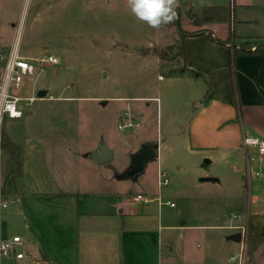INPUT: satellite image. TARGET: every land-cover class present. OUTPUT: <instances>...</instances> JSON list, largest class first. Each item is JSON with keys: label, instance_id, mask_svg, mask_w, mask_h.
I'll list each match as a JSON object with an SVG mask.
<instances>
[{"label": "rangeland", "instance_id": "obj_1", "mask_svg": "<svg viewBox=\"0 0 264 264\" xmlns=\"http://www.w3.org/2000/svg\"><path fill=\"white\" fill-rule=\"evenodd\" d=\"M231 4L245 5V25H241L245 37L264 44V0H179L182 11L188 5ZM13 24L19 31L15 35ZM182 29L194 30L184 17ZM214 31L224 37L226 26L218 25ZM10 38L17 40L22 54L37 59L53 56L58 62L24 77L13 92L33 98L31 106L21 102V120L6 118L0 125V134L14 146L18 160L22 148L26 146L27 152L34 144L43 155L51 151L53 159L45 170L63 184L59 187L80 185L89 191L119 178L117 189L126 197L141 193L155 200L160 194L162 202L174 203L173 208L159 207L152 200L143 206L159 210L165 225L171 227L163 231V264H191L188 259L198 260L193 264H238L229 257L236 256L242 244L244 264H264V243L250 244L249 232L241 230L250 192L245 164L241 171H233L224 161H215L205 172L201 167L205 158L190 151L186 131L194 103L187 94L189 87L174 79L186 74L185 69L179 57L160 60L154 53L178 41L175 27L150 28L135 18L127 0H0V44ZM198 85L203 88L202 81ZM39 89L49 90L45 99L36 98ZM194 91L201 93L197 87ZM125 112L139 126L120 132L117 126ZM98 138L113 149V160L104 167H87L83 157L76 156H86ZM142 140L157 145L159 157L147 163L141 174L125 178L132 150ZM1 150L4 174L14 173L17 168L11 164L9 150ZM156 162L169 179L160 192ZM203 177H218L219 183H199ZM230 224L233 228H225ZM232 232L246 234L244 243L230 239ZM13 233L22 238L20 230Z\"/></svg>", "mask_w": 264, "mask_h": 264}, {"label": "crops", "instance_id": "obj_2", "mask_svg": "<svg viewBox=\"0 0 264 264\" xmlns=\"http://www.w3.org/2000/svg\"><path fill=\"white\" fill-rule=\"evenodd\" d=\"M243 8L245 5L235 6L236 43L241 45L253 42L252 48L256 45L264 47L260 39L245 37L244 30L241 29V25H245ZM218 25L206 27L213 33V37H185L186 74L174 79L178 84L189 87L190 93L187 94L194 103L186 136L190 151L203 158L209 156L211 165L215 161H224L233 171H241V166L245 164V182L250 181V192L245 205L244 227L252 235L263 236L264 177L255 176V173L264 166V156L260 159L252 149L245 150L241 141L243 136L264 139V58L253 54L236 56L233 63V87L230 74L231 50L218 43V40L227 38L228 26L225 25L226 35L218 37L214 31ZM11 30L13 35L14 31L18 33L17 24L11 25ZM15 38L14 41L11 38L5 39L0 44V54L6 55L10 50H15L24 59H37L22 54L17 48ZM190 72L199 73L202 77H194ZM199 81H202L203 88L198 85ZM194 87L201 90V93L197 94ZM192 95L195 97L192 98ZM22 118L23 116L19 119H7L16 122ZM174 128L172 130L179 132ZM182 133L185 134L183 131ZM1 136L2 133L0 200L7 201L8 205L7 208L0 209V240L19 236L13 232L20 230L28 252L22 260L1 257L0 264H163V231L171 227L165 225L159 210L157 213L145 210L143 206L146 205L133 201V197L141 193L124 196L122 190L117 189L119 178L103 181L100 185L97 184L98 189L89 191L80 189V185L75 188L59 187L63 184H59L45 170L47 162L53 159L51 151L43 155L42 149L33 144V149L26 152L24 145L25 148H22V154L17 160L20 163L19 173L10 175L12 189L6 197H2L1 187L5 174L1 163ZM99 141L98 138L86 156H76L79 159L83 157L87 167L105 165L95 164L88 158L90 152L96 150ZM143 144L150 142L142 140L132 150V156ZM11 162L13 165V161ZM159 170L162 168L156 162V180ZM253 179H257L255 184ZM217 180L218 182L205 183H219V179ZM157 189L158 192L161 191L158 185ZM151 200V203L157 200L159 207L164 205L159 202L160 194L155 195V200ZM181 225L185 227L184 223ZM230 227L233 228V225L225 228L231 229ZM232 236L233 232L230 239ZM188 262L193 264L198 263V260L188 259Z\"/></svg>", "mask_w": 264, "mask_h": 264}, {"label": "built area", "instance_id": "obj_3", "mask_svg": "<svg viewBox=\"0 0 264 264\" xmlns=\"http://www.w3.org/2000/svg\"><path fill=\"white\" fill-rule=\"evenodd\" d=\"M57 63V59L53 56H45L40 59L29 61L20 57L15 50H10L6 55L0 54V122L4 118H21L24 114L21 102H25L26 105L31 106L33 98H22L13 94L14 91L21 87L23 78L39 74L42 72L44 66L48 64L56 65ZM138 126L139 122L134 120L131 114L125 112L124 121L119 123L117 128L120 132H124L126 129L136 128ZM241 146L245 150L252 149L260 159L264 156V139L262 138L243 136ZM255 176L264 177V166H262L259 172L255 173ZM157 185L160 189L169 185L168 176L162 170L158 171ZM133 201L147 205L152 200L138 194L133 197ZM159 202L171 208L175 207V204L172 202ZM7 205V201L0 200V209L7 208ZM241 230L245 233V229L242 228ZM240 235L241 243H244L246 234L244 236L242 234ZM244 245L245 244H242L240 252L236 256L231 257L230 261H237L238 264H244ZM26 249L27 245L20 236H13L0 240V258L14 257L17 260H22L28 252Z\"/></svg>", "mask_w": 264, "mask_h": 264}, {"label": "trees", "instance_id": "obj_4", "mask_svg": "<svg viewBox=\"0 0 264 264\" xmlns=\"http://www.w3.org/2000/svg\"><path fill=\"white\" fill-rule=\"evenodd\" d=\"M183 17L186 21V24L193 27L195 30L193 31H185L182 29L183 26ZM218 25V24H225L228 26V36L224 40H218V43L222 45H226L231 50L230 55V74L231 79L235 82V74L233 70V63L234 59L238 55L244 54H253V55H260L264 58V47L260 45H256L255 49L252 50L251 45H238L235 40L234 35V26H235V5H216V6H203L200 8H195L191 5H188L185 11L178 6L176 8V18L174 21L168 26H173L177 29L178 34V41L171 46H168L166 50L163 51H154L155 55L160 60H172L175 57H179L182 60L183 68H185V37L186 36H199V35H208L209 37H213V33L209 31L206 27L209 25ZM173 50H176V53L172 55ZM186 70V69H185ZM190 74L194 77L201 78V74L196 72H190ZM209 90V89H208ZM207 90V91H208ZM4 136L2 133L1 136V148L9 150L11 159L13 163L16 165L17 170L14 173L6 174L3 179L2 187H1V195L2 197H6L8 193H10L13 183L12 179L10 178L11 174H18L20 163L17 162V156L15 154L14 146L8 143V141H4ZM7 145V146H6ZM150 147L156 149L155 144H148ZM5 147V148H4ZM8 147V148H6ZM14 150V151H13ZM247 240L250 244L255 243H264V235L263 236H256L250 233H247Z\"/></svg>", "mask_w": 264, "mask_h": 264}, {"label": "water", "instance_id": "obj_5", "mask_svg": "<svg viewBox=\"0 0 264 264\" xmlns=\"http://www.w3.org/2000/svg\"><path fill=\"white\" fill-rule=\"evenodd\" d=\"M183 71V70H182ZM48 89H39L36 92V98L45 99L48 96ZM157 157V145L156 149L150 147L148 144H143L138 151L131 157V165L130 168L127 169V173L125 178H134L135 176L141 174L147 163L153 161ZM88 158L96 164L102 165L106 164L113 159L112 150L100 140L96 150H93L88 155ZM211 165V161L209 159H204L201 167L205 172L209 171V167ZM200 183L205 182H218L215 178L204 177L199 179ZM231 239L235 242H240L241 235L236 234L231 237Z\"/></svg>", "mask_w": 264, "mask_h": 264}, {"label": "clouds", "instance_id": "obj_6", "mask_svg": "<svg viewBox=\"0 0 264 264\" xmlns=\"http://www.w3.org/2000/svg\"><path fill=\"white\" fill-rule=\"evenodd\" d=\"M131 13L150 28L160 29L174 21L179 0H127Z\"/></svg>", "mask_w": 264, "mask_h": 264}]
</instances>
